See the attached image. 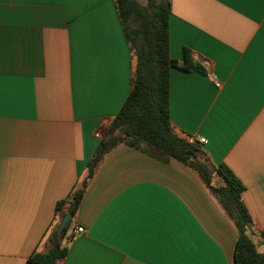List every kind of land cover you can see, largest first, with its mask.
<instances>
[{
	"label": "crops",
	"instance_id": "crops-1",
	"mask_svg": "<svg viewBox=\"0 0 264 264\" xmlns=\"http://www.w3.org/2000/svg\"><path fill=\"white\" fill-rule=\"evenodd\" d=\"M170 3L169 56L188 49L205 73L169 70V120L243 185L264 254V0ZM130 68L113 0H0V264L47 249ZM69 221L58 264H235L237 229L197 173L125 144L97 163Z\"/></svg>",
	"mask_w": 264,
	"mask_h": 264
},
{
	"label": "trees",
	"instance_id": "trees-1",
	"mask_svg": "<svg viewBox=\"0 0 264 264\" xmlns=\"http://www.w3.org/2000/svg\"><path fill=\"white\" fill-rule=\"evenodd\" d=\"M170 2L145 0L142 4L137 0H113L131 51L129 93L108 122L87 162L80 186L58 201L55 211L64 210L60 217L73 216L97 163L116 145L125 144L159 160L175 159L195 171L237 229L235 264H264V254L257 252L247 235L251 218L241 200L243 185L225 165L212 164L200 144L188 135H179L169 120V70L205 73L203 67L192 60L188 49L183 50L182 62L169 56ZM69 224L70 221L59 237L53 230L47 249L33 251L24 264H58L66 255L61 241Z\"/></svg>",
	"mask_w": 264,
	"mask_h": 264
},
{
	"label": "built area",
	"instance_id": "built-area-1",
	"mask_svg": "<svg viewBox=\"0 0 264 264\" xmlns=\"http://www.w3.org/2000/svg\"><path fill=\"white\" fill-rule=\"evenodd\" d=\"M104 132H105V129L104 128H102V127H100V128H98L95 132H94V137L96 138V139H99V140H101L102 139V136H103V134H104ZM199 144H204L205 143V139L204 138H202V137H199V138H196L195 139ZM84 232V230H83V228H81V227H75L74 229H73V231H72V237L74 236V235H77V234H81V233H83ZM261 234L262 235H264V230H261Z\"/></svg>",
	"mask_w": 264,
	"mask_h": 264
},
{
	"label": "water",
	"instance_id": "water-1",
	"mask_svg": "<svg viewBox=\"0 0 264 264\" xmlns=\"http://www.w3.org/2000/svg\"><path fill=\"white\" fill-rule=\"evenodd\" d=\"M70 218H71V215H69V214H65L61 218V220H60V222H59V224H58V226L56 228V231H55V236L56 237H58L61 234V232L63 231L64 226L67 224V222H69Z\"/></svg>",
	"mask_w": 264,
	"mask_h": 264
},
{
	"label": "rangeland",
	"instance_id": "rangeland-1",
	"mask_svg": "<svg viewBox=\"0 0 264 264\" xmlns=\"http://www.w3.org/2000/svg\"><path fill=\"white\" fill-rule=\"evenodd\" d=\"M137 1H139V2L142 3V4L145 2V0H137ZM199 158H202V156L199 155ZM57 225H58V224L55 225V227H54L53 230H56ZM69 225H70V224H69ZM59 236H60V235H59ZM59 236H58V237H59ZM48 246H49V245H48Z\"/></svg>",
	"mask_w": 264,
	"mask_h": 264
}]
</instances>
